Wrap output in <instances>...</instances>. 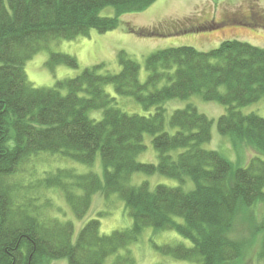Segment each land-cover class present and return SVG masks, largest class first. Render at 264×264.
<instances>
[{
    "label": "trees",
    "instance_id": "1",
    "mask_svg": "<svg viewBox=\"0 0 264 264\" xmlns=\"http://www.w3.org/2000/svg\"><path fill=\"white\" fill-rule=\"evenodd\" d=\"M155 1L0 0V264H48L61 259L67 264H107L111 257L110 264H135L130 247L148 227L174 231L189 241L190 247L164 245L156 250L195 264H239L257 234V244L261 241L264 248V220L249 219L248 224L255 226L251 232L242 234L236 227L239 215L264 205V118L238 110L264 96V48L233 39L208 52L189 46L161 50L146 58L144 83L139 82L138 64L123 52L118 54L116 74L103 71L99 64L51 89H35L27 81L25 62L49 42L72 40L91 30H114L120 15L140 12ZM107 6L115 9V17L99 15ZM226 24L187 25L171 32L128 26L127 31L160 37L214 31ZM63 64L77 67L73 57L49 56L50 68ZM108 85L116 97L133 100L148 115L120 110L117 99L105 92ZM195 94L225 107L217 119L219 134L229 135L233 143H245L261 157L253 156L246 167L234 168L218 152L203 149L211 139L212 122L192 105L175 110L167 120L166 101ZM91 111H101V118H90ZM145 135L151 136L158 154L156 164L136 160L145 149ZM41 153L60 154L86 165L99 155L102 180L91 173L58 170L45 177L44 184L63 193L78 220L89 211L94 195L117 194L131 227L101 235L100 223L93 219L74 238L71 222L40 219L33 198L18 202L24 187L14 182L15 177L23 164ZM134 173L166 176L179 186L158 184L151 189L146 182L130 186ZM187 179L193 184L188 191Z\"/></svg>",
    "mask_w": 264,
    "mask_h": 264
},
{
    "label": "rangeland",
    "instance_id": "2",
    "mask_svg": "<svg viewBox=\"0 0 264 264\" xmlns=\"http://www.w3.org/2000/svg\"><path fill=\"white\" fill-rule=\"evenodd\" d=\"M99 15L115 17L116 12L113 7L107 6L99 11ZM263 16L264 0H156L140 12H128L120 15L118 17L119 26L114 30L105 33L91 30L86 36L49 42L25 62L24 71L27 81L33 88L51 89L57 82L73 79L85 69L99 64L104 66L103 71L118 73L120 71L118 54L123 52L128 59L138 64L140 67L139 82L144 83L148 77L145 69L146 58L161 50L189 46L198 52H208L216 49L222 41L233 39L264 48ZM220 21L227 22V24L219 30L171 33L160 37L141 36L127 31V27L131 26L148 29L159 27L162 31L171 32V29L177 27L176 30H180L187 25L196 27ZM250 21L258 26L246 27L236 24ZM51 54L73 57L77 67L72 68L63 64L50 68L47 63ZM105 92L110 97L117 99V107L120 110L128 114L148 115L133 100L116 97L111 85L105 87ZM187 105L195 107L199 113L204 114L212 122L211 139L203 144V149L218 152L234 168L246 167L248 160L253 156L261 157L245 143H233L229 135L219 134L217 119L225 113V107L217 102L204 101L198 94L186 99L166 101L163 106L166 110L167 120L175 110L183 109ZM238 110L244 115L256 114L264 118V96L257 102L240 107ZM89 117L99 120L101 111H91ZM144 145V151L136 157L137 162L156 164L158 154L151 144L150 135L144 136ZM58 170H71L81 175L91 173L98 176L99 179H103V166L99 155L91 165H86L60 154L41 153L23 164L19 174L16 175L14 182L21 183L20 185L24 187L18 192L17 201L22 202L27 198L35 199V214L42 220L57 219L60 222H71L74 227V238L80 228L93 219L99 221L101 235H109L113 231H124L131 227L132 220L117 194H111L107 198L101 194L94 195L85 217L82 220L76 219L63 193L57 188L44 184V178L49 179ZM145 182L151 189L158 184L169 188L179 186L175 179L159 174L147 175L145 173H134L130 177L129 185L137 187ZM192 187V182L187 179L184 189L188 191ZM255 218L258 223L264 220V205H258L239 215L236 223L237 231L242 234L251 232L255 226L249 225L248 222L249 219ZM176 220L181 222L180 219ZM257 236L256 240L254 239L246 246L244 256L239 264H264V252L261 259L257 260L258 252L263 248L261 241L257 244L260 234ZM177 244L191 246L189 241L174 231L148 227L142 230L130 250L135 264H195L190 261L173 260L156 250V247ZM112 259L113 257L109 258L107 264H110ZM48 264H67V261L65 259L54 260L49 261Z\"/></svg>",
    "mask_w": 264,
    "mask_h": 264
}]
</instances>
